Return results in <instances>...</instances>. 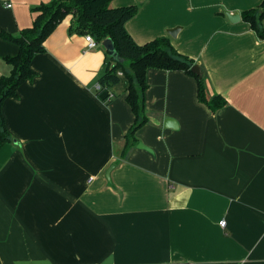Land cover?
I'll list each match as a JSON object with an SVG mask.
<instances>
[{
    "label": "crops",
    "instance_id": "1",
    "mask_svg": "<svg viewBox=\"0 0 264 264\" xmlns=\"http://www.w3.org/2000/svg\"><path fill=\"white\" fill-rule=\"evenodd\" d=\"M51 1L0 0V77L19 53L3 34ZM111 1L137 6L136 42L169 37L226 104L201 102L185 70L150 68L148 122L125 149L126 85L97 93L106 48L89 49L66 17L2 106L0 264H264V38L242 16L263 0Z\"/></svg>",
    "mask_w": 264,
    "mask_h": 264
},
{
    "label": "trees",
    "instance_id": "2",
    "mask_svg": "<svg viewBox=\"0 0 264 264\" xmlns=\"http://www.w3.org/2000/svg\"><path fill=\"white\" fill-rule=\"evenodd\" d=\"M135 5L114 7L111 0H52L34 9L36 14L33 25L23 29L18 37L4 33V37L19 46L15 57L7 58L12 65L9 76L0 77V149L12 140L8 130L2 106L9 97L17 96L19 87L36 76L32 61L37 54L45 52V41L68 16L72 15L70 33L92 35L97 42L111 38L119 54L120 61H115L106 51L107 65L98 79L101 91H113L121 83L126 85L127 101L135 116L134 123L127 134V144L136 142V132L148 122L145 113V91L147 71L150 68L167 70H185L198 78V97L213 111L222 108L226 101L216 95L207 98L204 76L192 71L194 61L178 52L169 37H159L148 43L139 44L127 29V23L137 15ZM243 20L250 23L259 37L264 38V0L257 8L242 13ZM122 72L123 76H119ZM108 100V95L103 96ZM108 102V101H107ZM186 264V263H175Z\"/></svg>",
    "mask_w": 264,
    "mask_h": 264
},
{
    "label": "water",
    "instance_id": "3",
    "mask_svg": "<svg viewBox=\"0 0 264 264\" xmlns=\"http://www.w3.org/2000/svg\"><path fill=\"white\" fill-rule=\"evenodd\" d=\"M228 19L231 22H237L241 19V16L239 13H227L226 14ZM178 32V29H173L169 32V34L172 37H176V33ZM103 46L106 48V51L109 53V55L115 60V61H120L119 54L115 48V44L111 38H107L106 40L103 41ZM192 71L199 75L200 77L202 76V71L201 68L197 65H194L192 67ZM139 147H145L142 144H139ZM146 148V147H145Z\"/></svg>",
    "mask_w": 264,
    "mask_h": 264
},
{
    "label": "built area",
    "instance_id": "4",
    "mask_svg": "<svg viewBox=\"0 0 264 264\" xmlns=\"http://www.w3.org/2000/svg\"><path fill=\"white\" fill-rule=\"evenodd\" d=\"M9 6H11V5H9ZM86 42H87V47L89 49H93V48H95L98 45L97 41L95 40V38L92 35H90V34L86 35ZM118 75L119 76H123V73L122 72H118ZM96 89H97V91H101L102 87H101V85L99 83L97 84ZM113 97H114V94L113 93H109L107 101H110ZM220 225H221V227L225 228L226 225H227V221L226 220H222L220 222Z\"/></svg>",
    "mask_w": 264,
    "mask_h": 264
}]
</instances>
